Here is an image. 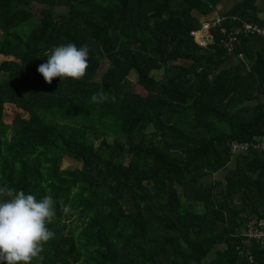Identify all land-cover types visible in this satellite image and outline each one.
Segmentation results:
<instances>
[{
	"label": "trees",
	"instance_id": "16d2710c",
	"mask_svg": "<svg viewBox=\"0 0 264 264\" xmlns=\"http://www.w3.org/2000/svg\"><path fill=\"white\" fill-rule=\"evenodd\" d=\"M222 2L0 0V186L56 213L32 264H264L243 236L264 220V39L225 48L264 15L235 4L202 47L190 33ZM69 42L87 74L46 84L44 53Z\"/></svg>",
	"mask_w": 264,
	"mask_h": 264
},
{
	"label": "clouds",
	"instance_id": "9594fccd",
	"mask_svg": "<svg viewBox=\"0 0 264 264\" xmlns=\"http://www.w3.org/2000/svg\"><path fill=\"white\" fill-rule=\"evenodd\" d=\"M44 56L46 61L36 71L46 84L55 78L80 80L87 74V46L60 44L49 48ZM90 99L93 103H103L108 96L98 91ZM112 100L115 102V97ZM55 215L51 195L38 199L31 192L7 184L0 186V264H32L40 258L44 246L55 237V232L48 227Z\"/></svg>",
	"mask_w": 264,
	"mask_h": 264
},
{
	"label": "built area",
	"instance_id": "2783aa9c",
	"mask_svg": "<svg viewBox=\"0 0 264 264\" xmlns=\"http://www.w3.org/2000/svg\"><path fill=\"white\" fill-rule=\"evenodd\" d=\"M222 19L216 18L213 20H205L202 23V26L198 30L192 31L190 34L195 38V41L202 47H207L214 42V35L212 33V29L215 27H221ZM204 31V37L201 39H197V36L202 30ZM223 33H226L225 29H221ZM242 33L244 35H251L253 37H258L264 39V21L261 26L251 25L244 23L242 28L239 30L230 29L227 33V40L225 42V48L229 53H232L234 43L238 42V35ZM237 57L241 58V55H237ZM264 113V106H263ZM253 148H260L261 151H264V142L261 140L260 143H256L252 145ZM248 149L247 144L242 143H234L233 151L244 152ZM243 236L245 238V244L248 245L250 242H256L261 249H264V220L262 219H253L249 221L244 229Z\"/></svg>",
	"mask_w": 264,
	"mask_h": 264
},
{
	"label": "rangeland",
	"instance_id": "374dc122",
	"mask_svg": "<svg viewBox=\"0 0 264 264\" xmlns=\"http://www.w3.org/2000/svg\"><path fill=\"white\" fill-rule=\"evenodd\" d=\"M227 1H229V0H227ZM242 1H243V0H240L239 2H242ZM239 2H238V3H239ZM226 3H228V2H224V1H223V2L221 3V6H223V5L226 4ZM232 3L237 4L236 2H232ZM258 3H259V0H256V5H257ZM263 3H264V0H261V4H263ZM211 18H215V19H216L215 14L211 15V16H210V19H211ZM200 19L203 20V19H205V17H203V19L200 17ZM215 19H214V20H215ZM214 20H213V21H214ZM204 31H205V29H203L202 32H200V33L198 34L197 39H201V38L204 37ZM185 64H187V63H185ZM153 76H154V78H158V77H159V73H154ZM133 79H134V78H133ZM108 140L111 142V141H113V138L109 137ZM98 144H99V141L96 142V145H98ZM77 166H78V167H81V164L78 163V162H76V161H74V160H72V159H70V158H68V157H66V158L62 161V163H61V167H62V169H67V168L77 167ZM225 175H226V170L220 172V174L216 175V176L214 177V179H215V180H219V181H224ZM250 221H251V220H250Z\"/></svg>",
	"mask_w": 264,
	"mask_h": 264
},
{
	"label": "crops",
	"instance_id": "0c3cea01",
	"mask_svg": "<svg viewBox=\"0 0 264 264\" xmlns=\"http://www.w3.org/2000/svg\"><path fill=\"white\" fill-rule=\"evenodd\" d=\"M223 1L228 3L224 4L223 6L220 5L217 8L216 12L214 13L216 18H222L235 5V3L232 2L238 3L240 0H229V1L223 0ZM257 8H258V13L264 15V3L261 4V0H259V3L257 4ZM214 19L215 18L210 19L209 17L206 18L205 20H214ZM239 58L240 57H237L235 55H230L227 64H234L240 60ZM262 141L264 142V138H262Z\"/></svg>",
	"mask_w": 264,
	"mask_h": 264
}]
</instances>
